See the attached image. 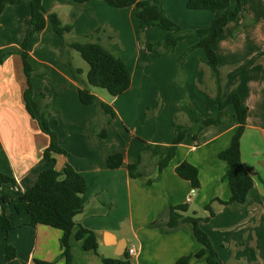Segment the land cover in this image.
Listing matches in <instances>:
<instances>
[{
  "label": "crops",
  "instance_id": "1",
  "mask_svg": "<svg viewBox=\"0 0 264 264\" xmlns=\"http://www.w3.org/2000/svg\"><path fill=\"white\" fill-rule=\"evenodd\" d=\"M161 1L166 14L186 29L207 27L224 12L191 9L188 0ZM43 4L47 14L56 13L63 24H73L66 35L68 41L79 40L102 26L107 28L95 39L126 62L132 84L109 98L92 87V92L116 113L106 125L107 116L95 104L80 100V84L62 61L64 38L48 19L46 27L30 40L28 52L38 71L32 76L34 98L57 143L67 151L53 152V163L44 156L51 138L26 109L27 78L20 54L13 53L0 64V171L14 178L10 184L0 185V214L5 207L12 223L8 231L0 229V264H36V259L66 264L62 231L44 224L32 226L29 213L15 209L19 197L52 164L57 170L70 164L86 180L84 209L75 216L71 236L72 264H105L103 257H122L131 246L137 250L132 257L128 254L132 264H176L180 257L194 254L199 244L187 224L166 230L169 207L187 204L188 211L181 212L183 215L206 217L205 207L210 202L215 215L202 221L201 227L217 251L219 264H264V0H242L240 12L230 17L215 44L225 78L224 95L236 88L248 108L241 153L254 179L246 202L228 204L213 200H228L231 196L225 177L228 163L219 154L231 144L239 125L236 118L206 126L197 139L187 134L161 171L158 156L144 149L148 145L172 144L175 122L193 124L194 109L203 118L219 114L218 104L200 90L204 81L210 87L206 89L208 95L216 94L203 48H195L186 56L185 83L180 85L176 79L179 56L198 37L182 39L171 54L160 56L147 45L162 39L166 31L159 26L146 28L141 45L135 5L116 8L105 0H43ZM31 28L29 0L7 4L0 15V49L21 47ZM74 51L70 49L72 62L79 67ZM82 69L81 76L86 79L89 69L86 74ZM183 99H188L194 109L182 104ZM96 117L98 125L106 126L105 140L98 136ZM115 152H122L124 161L120 167L110 168L108 157ZM183 161L199 170L201 187L190 201L187 197L194 187L176 172ZM129 164H138L143 175L132 176ZM80 225L96 232L98 252L83 249L82 241L76 239ZM117 243L125 248L123 255H118L121 247ZM8 246L16 253L11 259L5 256ZM190 264L208 262L205 256L193 255Z\"/></svg>",
  "mask_w": 264,
  "mask_h": 264
},
{
  "label": "trees",
  "instance_id": "2",
  "mask_svg": "<svg viewBox=\"0 0 264 264\" xmlns=\"http://www.w3.org/2000/svg\"><path fill=\"white\" fill-rule=\"evenodd\" d=\"M22 0H0V15L7 4L17 3ZM84 3L89 0H74ZM109 5L116 8H123L135 5V14L139 18L142 34L146 28L159 26L166 31V34L157 42L149 43L147 48L155 51L160 56L171 54L178 42L187 37H198V41L191 45L178 58L177 81L184 83L185 59L186 56L195 48H203L206 52V63L209 65L211 74L216 83V94L212 97L207 92L205 94L219 106V114L216 117L203 118L200 113L194 109L188 99H183L182 104L194 109L196 120L193 124H183L175 122L176 133L172 144L170 145H148L145 150H150L158 156L159 170L161 171L168 165L174 157L178 145L184 140L187 134H192L198 138V134L206 126L212 124H223L236 118L239 122L238 128L233 135L231 144L219 154L220 158L228 163L226 178L228 180L231 196L228 200L219 198L213 201H219L222 204L232 202H246L249 192L254 186V179L251 171L245 166L241 153V138L245 130L248 118V108L243 104L241 96L236 88H233L228 94L224 95V76L219 67V58L215 50V44L224 34L225 27L232 15H237L242 8V0H188L187 6L191 9H209L214 12L224 11L216 16L207 27L186 29L178 22L170 18L163 6L161 0H105ZM31 9L32 28L26 34L21 47H6L0 49V64L3 63L11 54H20L23 62L24 72L27 78V87L24 91V101L29 114L38 122L43 132L51 138L50 145L44 152V156L54 163L53 152L67 153L56 140L55 133L34 98L32 86V76L35 72L29 59V42L32 38L42 31L49 19L54 31L64 38L65 49L62 55L63 63L73 72L75 78L80 84L79 96L84 104H95L98 110L106 116V125L110 124L115 118L116 113L113 107L107 102L101 100L92 92V87H99L108 90L111 96H118L132 84V73L126 62L120 55L109 47L105 46L101 40L95 37L106 31L107 28L100 27L90 35H84L79 40L68 41L66 35L73 30V24H63L56 13H49L44 7L43 0H29ZM235 5L233 9H230ZM70 49L80 52L83 59L89 64L87 78L83 79V69L76 67L72 62ZM44 74V72H40ZM233 107V111L230 110ZM148 117V115H146ZM98 129V136L105 140L107 137L106 126L98 125L97 117L94 121ZM124 154L115 152L108 157V166L118 168L123 164ZM129 172L132 176H142L138 171V164H129ZM179 176L191 182L196 189L201 187L198 168L189 161H183L176 168ZM14 178L0 171V185L3 183H12ZM86 190L85 177L79 173L70 164H67L63 170H57L52 166L45 168L39 175L36 183L28 188L18 199L15 209L18 212L26 211L30 215L29 224L36 226L38 224L49 225L62 231L61 244L63 247V256L66 264L74 262L73 246L71 236L74 233L76 222L75 216L84 209L82 194ZM208 215L206 217L196 216L194 214L183 215L181 212L188 211L187 204L171 205L168 209L167 231H173L182 225H189L199 248L194 254L180 257L176 264H190L191 257L205 256L208 264H219L217 251L214 249L208 233L201 227L202 221H207L215 215L212 203L206 205ZM12 228V223L7 215V209L4 207L0 214V229L8 231ZM77 240L82 241V247L85 250L98 252V237L96 232L80 225L75 232ZM15 249L12 246L7 247L6 259L15 256ZM105 264H132L128 253L122 257L110 258L103 257ZM36 264H58L56 261L35 260Z\"/></svg>",
  "mask_w": 264,
  "mask_h": 264
},
{
  "label": "rangeland",
  "instance_id": "3",
  "mask_svg": "<svg viewBox=\"0 0 264 264\" xmlns=\"http://www.w3.org/2000/svg\"><path fill=\"white\" fill-rule=\"evenodd\" d=\"M140 26V25H139ZM144 42V37H143V34H142V30H141V27H140V30H139V43L142 45V43ZM76 54V65L79 66V67H82L84 68L85 70V74L87 72V70L89 69V64L83 59V57L81 56L80 52L78 51H74ZM178 65V63H177ZM208 65V64H207ZM210 69V68H209ZM211 71V70H210ZM177 74H178V69H177ZM212 76V74H211ZM186 73L184 74V79H186ZM213 78V76H212ZM214 79V78H213ZM208 82V81H207ZM215 82V80H214ZM184 83H185V80H184ZM184 83H181V82H178V84L180 85H183ZM224 83H225V78H224ZM216 85V83H215ZM208 85L203 81L202 83V86H200V90L205 93L206 92V89L207 88H210V87H207ZM96 89L98 90V92L104 96H106L107 98L111 97L110 93L108 92V90L104 89V88H99V87H96ZM206 95V94H205Z\"/></svg>",
  "mask_w": 264,
  "mask_h": 264
},
{
  "label": "built area",
  "instance_id": "4",
  "mask_svg": "<svg viewBox=\"0 0 264 264\" xmlns=\"http://www.w3.org/2000/svg\"><path fill=\"white\" fill-rule=\"evenodd\" d=\"M197 193V189L196 188H192L190 194L187 197V200L190 201L192 199V197ZM137 250L135 246H131L128 248V254L132 257L134 255H136Z\"/></svg>",
  "mask_w": 264,
  "mask_h": 264
},
{
  "label": "water",
  "instance_id": "5",
  "mask_svg": "<svg viewBox=\"0 0 264 264\" xmlns=\"http://www.w3.org/2000/svg\"><path fill=\"white\" fill-rule=\"evenodd\" d=\"M120 247H121V252L118 255H123L125 248H123L122 245H120V243H117Z\"/></svg>",
  "mask_w": 264,
  "mask_h": 264
}]
</instances>
